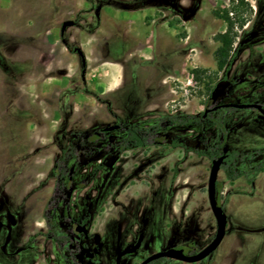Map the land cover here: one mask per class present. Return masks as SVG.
Here are the masks:
<instances>
[{"label": "rangeland", "instance_id": "1", "mask_svg": "<svg viewBox=\"0 0 264 264\" xmlns=\"http://www.w3.org/2000/svg\"><path fill=\"white\" fill-rule=\"evenodd\" d=\"M67 19L76 25L65 32L66 46L60 26ZM230 28L234 57L218 70L215 36ZM74 45L84 53L85 75ZM0 51L10 64L7 73L0 69V190L19 219L13 242L29 246L24 262L58 264L45 218L63 214L87 215L103 234L102 264H116L111 251L131 243L142 225L146 239L136 262L172 229L179 230L175 244L201 248L212 240L211 159L204 155L151 143L129 148L111 166L98 160L79 168L74 181L85 185L60 202L54 162L73 130L152 125L176 113L201 123L174 124L172 131L213 143L220 131L201 113L223 79L230 81L224 102L264 104V0H0ZM258 114L223 109L224 147L264 146ZM244 158L249 164L239 165L243 175L235 181L223 168L218 173L231 220L223 242L201 262L167 264H264V171L245 172L262 156ZM3 239L0 233V245Z\"/></svg>", "mask_w": 264, "mask_h": 264}, {"label": "flooded vegetation", "instance_id": "2", "mask_svg": "<svg viewBox=\"0 0 264 264\" xmlns=\"http://www.w3.org/2000/svg\"><path fill=\"white\" fill-rule=\"evenodd\" d=\"M195 5L198 6V8H199L198 3H195ZM198 8L196 10H198ZM96 10H97V12L99 11V9H96ZM65 21H72V24L67 26L65 28V30L62 32V30H61L62 24ZM65 21H63L61 26H60V39H61L62 43L67 46L68 41L65 37V32L69 27H74L76 25V21L73 19H67ZM70 48L74 54L78 55V57L80 59L82 75H85V73H86V59H85V56H84L82 49L79 46H75V45L70 46ZM232 56L234 57V53L233 54L231 53V57ZM230 62H231V60H230ZM229 63L225 68H227L229 66ZM0 69H2L6 73L10 70V64H9L8 60L6 59V57L1 53V51H0ZM229 85H230V81H227L226 79H223V81H219L218 83H215L213 85L212 91L210 94L211 99L208 102L206 101L202 119L206 118L207 114L212 113V112L221 113L223 109H229V110L256 109L259 112L256 120L261 122V123H264V112L262 113L259 109L255 108V107L240 108L237 106H219V107L217 106L219 103H229V102H224L225 97L227 95V88ZM213 94L215 96V99L212 98ZM235 103H237V102H235ZM241 103H260V102L249 101V102H241ZM260 104L264 108V104H262V103H260ZM172 115H181V114L176 113V114H172ZM172 115H169V116H172ZM177 124H179V123H177ZM188 124H190V123H188ZM117 125H118V123H117ZM172 125H174V124H172ZM172 125L168 126L169 130H171L170 127ZM214 126H216V125H214ZM105 127H107V126H105ZM105 127H101V128L105 129ZM98 129H100V128H98ZM76 130H81V129H76ZM91 130H94V129H91ZM73 131H75V130H73ZM73 131H71V134H70L71 137H70L68 143L72 139V132ZM109 131H114V130H109ZM180 137L185 138V136H181V135H180ZM219 137H221V138L223 137L221 135V133H220ZM225 137H226V135H225ZM188 138H191V137H188ZM196 138H202V137H196ZM191 139H195V138H191ZM204 139H207V138H204ZM208 139L211 141V138H208ZM224 143H225V138H224ZM67 144L65 146H67ZM210 144H212V143H210ZM157 145L168 146V145H163V144H157ZM65 146H63L61 148V152ZM142 146H144V145H142ZM138 147H140V146H138ZM170 147H172V146H170ZM177 147H179V146H177ZM134 148H136V147H134ZM258 148H260V147H258ZM231 149L232 148L224 147V145L220 149L222 151V153L220 155H223V154L226 155L223 164L225 163L226 158L228 156V153L226 152V150H231ZM254 149H256V148H254ZM190 152H192V151H190ZM220 155H218V156H220ZM214 158H216V157H214ZM92 162H94V161H92ZM54 164H55V162H54ZM100 164L106 165V164H102L101 160H100ZM85 165H83V166H85ZM222 165H221V168H223ZM83 166H81V167H83ZM106 166H111V165H106ZM81 167H77L75 169V172L70 177V179L72 180V182L81 183L82 185L74 188L72 190V192L77 188L83 187L86 183V182L74 181V175L77 172V170ZM96 169L97 168H95V170ZM54 172H55V170H54ZM55 175H56V173H55ZM236 179H234V180L228 179V180L235 181ZM217 183H218V178H217ZM56 184H57V179L55 180V188L57 191L56 202H60V201L69 199L72 192L69 194L68 197L62 196L61 193L59 192V190L57 189ZM65 184H66V182H65ZM8 197H9L8 194H6L3 190H0V233L4 234V239L0 245V264H34L35 262L28 263L27 261H25V262L23 261L25 258H26V260L29 258V246L26 244H23V243H20V245H17L13 242L12 230L14 227H16L18 225L19 219H18V216L15 212V209L13 208V205H12V203ZM217 199H218L219 204L223 207L224 212L227 215L226 208L222 205V203L220 201L219 194H217ZM45 221H46L48 238H50L55 244V256L57 255L56 260H57L58 264H102L103 251H104V240H103L104 237L100 231L92 229V227L89 224V218L87 215L82 216L80 219H77L76 215L69 217L68 215L63 214V215L58 216L56 220H53L51 218L46 217ZM230 221L231 220L229 219V216L227 215V227H226V233H225L224 238L226 237L227 228L229 227ZM50 222H53L54 226L51 225ZM145 228H146V226L142 225L141 227H138V229H135L134 232H132V242L131 243L124 245L122 247V249L116 248L115 252L111 251L113 259L115 260L116 264H120V263L142 264L148 256H150L156 252L163 251V250L170 248V247L182 248L184 253L187 255L195 254L203 248V247L197 248L191 244H175V241L177 240V238L179 236V230L178 229H172L170 235L167 236L166 238L161 236V238H160L161 244L157 250L151 251L150 253L143 255L136 262L139 250L142 248L144 241L146 239ZM140 235H142V240H141L140 246L135 251L124 252L125 249L133 247L136 244ZM224 238L222 239L221 243L223 242ZM111 244H114V243H111ZM220 244L218 245V247L220 246ZM217 248L215 250H217ZM214 251L209 256H207L206 258L211 257L214 254ZM12 256L18 257L17 263L12 261ZM206 258H204V259H206ZM169 259L180 261V262H185V263H197V262H201L202 260H204V259H202V260L197 261V262H186V261H182V260L175 259V258L159 257V258L152 259V260L146 262L145 264H167V260H169Z\"/></svg>", "mask_w": 264, "mask_h": 264}, {"label": "trees", "instance_id": "3", "mask_svg": "<svg viewBox=\"0 0 264 264\" xmlns=\"http://www.w3.org/2000/svg\"><path fill=\"white\" fill-rule=\"evenodd\" d=\"M230 31L231 28L226 30L225 33L215 36L218 45L214 51V57L218 70L224 69L233 57H231V52L234 38ZM210 99L211 96L208 97L207 102ZM220 114L212 112L202 119L208 125H216L223 136L222 138L217 137L212 144H210L208 138H182L178 133L168 129V126L177 123H201L200 116L187 114L164 115L152 125L120 121L118 128L114 131L103 128L75 130L72 132V139L62 149L61 155L55 160L54 170L57 179V189L62 196L68 197L74 188L82 185L81 183H74L70 179L77 167L97 160H101L102 164L112 165L123 150L150 143L172 147L179 146L185 152L192 151L197 155H204L210 159L217 157L222 153L220 149L224 145V138L227 133ZM201 116H203V112ZM226 152L228 156L222 167L228 179L234 180L243 175L239 165L249 164V161L244 158V155L248 152H258L262 156V159L251 165L245 172L253 171L257 174L264 171V146L252 150L231 149L226 150ZM220 187V184L217 183V194H219ZM50 224L53 225V222H50Z\"/></svg>", "mask_w": 264, "mask_h": 264}, {"label": "water", "instance_id": "4", "mask_svg": "<svg viewBox=\"0 0 264 264\" xmlns=\"http://www.w3.org/2000/svg\"><path fill=\"white\" fill-rule=\"evenodd\" d=\"M72 24V21H65L62 24V32L65 30V28ZM212 98L215 99L214 94L212 95ZM219 106H237L240 108L244 107H255L259 109L262 113L264 112V108L260 103H235V102H229V103H219L217 105ZM118 127L117 124L110 125L105 127L106 130H115ZM226 155H220L216 158H213L211 160V167L209 171L208 176V182H207V197L208 202L211 208V211L215 217L216 220V233L214 238L206 245L204 246L200 251H198L195 254L187 255L184 253L182 248H174L170 247L163 251L156 252L150 256H148L142 264H145L146 262L159 258V257H169V258H175L186 262H197L200 261L207 256H209L221 243L222 239L225 236L226 233V227H227V215L224 212L223 207L219 204L217 199V178L218 173L221 168V165L223 164L225 160ZM142 235H140L138 241L133 247L125 249L124 252H132L135 251L141 244Z\"/></svg>", "mask_w": 264, "mask_h": 264}]
</instances>
